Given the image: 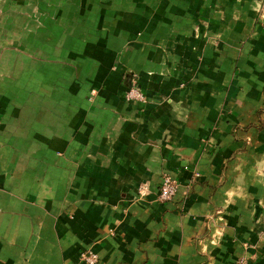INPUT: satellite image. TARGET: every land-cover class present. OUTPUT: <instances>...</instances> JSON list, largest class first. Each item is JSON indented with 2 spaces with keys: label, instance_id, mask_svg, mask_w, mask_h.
Segmentation results:
<instances>
[{
  "label": "crops",
  "instance_id": "0c3cea01",
  "mask_svg": "<svg viewBox=\"0 0 264 264\" xmlns=\"http://www.w3.org/2000/svg\"><path fill=\"white\" fill-rule=\"evenodd\" d=\"M88 251L264 264V0H0V264Z\"/></svg>",
  "mask_w": 264,
  "mask_h": 264
},
{
  "label": "built area",
  "instance_id": "2783aa9c",
  "mask_svg": "<svg viewBox=\"0 0 264 264\" xmlns=\"http://www.w3.org/2000/svg\"><path fill=\"white\" fill-rule=\"evenodd\" d=\"M126 100L131 101H144L145 95L137 85V81L132 78L129 86L125 92ZM177 192V181L169 173H163L161 175V182L158 189L157 200L159 202H167L172 200ZM79 260L83 264H97L99 257L95 252L88 251L82 252L79 256Z\"/></svg>",
  "mask_w": 264,
  "mask_h": 264
}]
</instances>
